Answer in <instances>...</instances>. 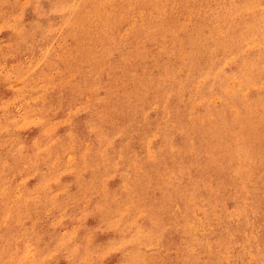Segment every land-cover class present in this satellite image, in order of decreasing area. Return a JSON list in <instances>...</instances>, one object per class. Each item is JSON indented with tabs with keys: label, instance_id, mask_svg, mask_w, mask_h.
Masks as SVG:
<instances>
[{
	"label": "rangeland",
	"instance_id": "obj_1",
	"mask_svg": "<svg viewBox=\"0 0 264 264\" xmlns=\"http://www.w3.org/2000/svg\"><path fill=\"white\" fill-rule=\"evenodd\" d=\"M0 264H264V0H0Z\"/></svg>",
	"mask_w": 264,
	"mask_h": 264
}]
</instances>
